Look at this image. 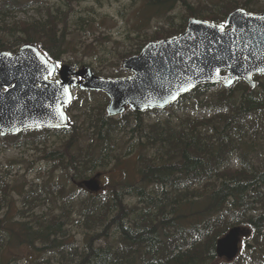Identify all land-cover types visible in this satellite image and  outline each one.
<instances>
[{"label": "trees", "instance_id": "1", "mask_svg": "<svg viewBox=\"0 0 264 264\" xmlns=\"http://www.w3.org/2000/svg\"><path fill=\"white\" fill-rule=\"evenodd\" d=\"M35 1L0 0V17L26 11ZM78 1L62 0L53 9L47 8L44 20L0 27V32L4 30L12 38V43L2 45L3 50L16 52L23 44L34 43L49 59L59 61L67 51L69 35L80 29L70 23ZM258 1L194 4L191 0H142L144 19L164 15L174 25L172 11L178 5L184 6L187 14L176 28L157 29L152 39H141L143 33L134 30L137 36L130 34V39L141 41L132 54L138 53L149 40L181 33L190 16L224 23L238 7L264 11V7H257ZM87 19L80 15L77 22L85 26ZM117 75L121 74L111 76ZM255 79L254 90L242 80L232 88L202 85L167 110L128 109L116 117L105 114V96L98 106H84L87 109L81 113V119L73 116L68 129L0 136L1 145L20 147L47 141L52 132L65 134L57 148L43 150L42 158L61 167L74 182L91 178L112 163L121 165L133 156L139 176L109 183L102 192H89L78 210L65 202L58 214L44 213L28 219L34 202L47 196L48 190L54 192L55 187L32 186L13 217L19 220L7 213L0 218V264H53L51 258L44 256L49 252L65 260L61 264H215L219 259L217 241L234 226L251 231L253 238L264 245V164L255 165L242 155V167H230L243 137L255 136L254 132L264 126V77ZM215 86L220 88L212 91ZM94 93L81 92L67 110L79 109L80 101L89 105L85 96ZM179 108L215 112L199 119L187 113L179 116ZM162 112L167 113L165 119H146L150 113ZM9 189V184L0 178V193L6 196ZM7 202L11 209L13 202ZM72 211L78 212L77 223L84 228L82 244L78 246L75 240L71 241ZM15 243L30 245L42 257L35 261L8 258L7 251ZM237 258L220 263H245V254ZM259 263L260 260L251 259L248 264Z\"/></svg>", "mask_w": 264, "mask_h": 264}, {"label": "water", "instance_id": "2", "mask_svg": "<svg viewBox=\"0 0 264 264\" xmlns=\"http://www.w3.org/2000/svg\"><path fill=\"white\" fill-rule=\"evenodd\" d=\"M225 23L227 32L221 34L216 27L220 23L190 17L182 33L151 40L138 54L125 58L122 66L130 73L119 77L96 75L93 68L86 65L77 69L63 64L58 68L35 44L23 45L16 53L3 51L0 53V84L15 87L8 93L0 89V135L68 128L71 122L65 108L73 100V87L105 92L110 98L106 107L108 116L123 114L128 107L140 112L166 109L204 84L230 88L236 81L244 80L254 90L255 76H264V12L237 8ZM190 36L197 39L191 41ZM214 36L221 39L209 46V39ZM188 44L195 46L196 55L187 49ZM177 49L185 52L183 63L171 56ZM161 52L168 56L166 63L159 55ZM6 53L12 55L5 58ZM214 56L220 59L213 60ZM206 62L219 67L220 74L206 67ZM56 74L60 78L52 79ZM44 76L49 78L44 80ZM84 183L90 190L100 189L93 179ZM244 232L241 226H235L221 237L217 241L219 257L234 259Z\"/></svg>", "mask_w": 264, "mask_h": 264}, {"label": "rangeland", "instance_id": "3", "mask_svg": "<svg viewBox=\"0 0 264 264\" xmlns=\"http://www.w3.org/2000/svg\"><path fill=\"white\" fill-rule=\"evenodd\" d=\"M142 0H79L75 4V11L71 14L70 23L73 27H79V30L74 31L69 35V43L66 53L63 57L56 61L58 66L62 64L77 63L81 67L87 65L93 67L96 71L102 72V75L125 74L122 64L123 60L131 56L141 39L151 37L157 29L163 28L170 30L176 28V25L183 21V16L186 15L185 7L178 5L172 14H175L174 25L167 22L164 15H151L144 19ZM194 4H215L221 0H191ZM258 8L264 7V0H259ZM62 4V0H36L26 11H15L8 16L0 17V27H15L20 26L22 22H34L36 20H44L47 18V8ZM80 15L87 17V24L82 26L77 22ZM141 25V26H140ZM141 31V39H130L131 36H137L133 31ZM0 52L3 51V44L12 43V38L6 34L4 30L0 32ZM215 86L212 91L219 89ZM76 95H80L76 90ZM85 99L89 100V105H85L82 101L79 102L80 108L69 113L70 117L78 116L81 119V113L84 112V106H98L105 101V96L102 93L96 92L93 95L87 94ZM179 116L184 114H192L199 119L212 115L214 109L199 108H179ZM93 114V110L91 112ZM167 113H151L147 115L148 121L157 119H165ZM249 134L243 137L240 141L239 151L233 155L230 167L238 169L242 167V155L246 156L253 164H264V126L258 128L256 133ZM65 134H49L47 141L44 140L40 146H56L60 144V139ZM66 136V135H65ZM32 143L16 146H5L0 144V178H3L9 186V192L6 196L0 193V218L3 214L13 220L17 209L23 206L25 197L29 194L32 186L36 184L45 186L46 184L54 187V192L42 195L40 201L34 202V211L27 215L30 219L32 215H42L47 213L58 214L62 212L65 202L74 204L75 209H79V204L88 193L91 192L85 187L83 181L74 182L70 179L68 173L64 172L61 167L50 162L43 153L37 151V144ZM139 177L137 174L136 156L125 159L121 165L112 163L108 168L99 171L92 176L101 189L108 187L109 183L123 181L125 178ZM100 189V192L102 190ZM32 198L35 195H31ZM72 196V197H71ZM13 202V206L7 208ZM37 204V205H36ZM73 227L71 241L75 240V246L82 244L83 226L77 223L78 212L72 211ZM249 246V247H248ZM263 244L260 245V240L253 238L251 231H246L244 239L241 243V254H245V263L248 264L251 259L260 260L259 264H264V249ZM248 254V255H247ZM8 258L21 259L23 261H35L42 257L41 252L27 244L15 243L10 250L7 251ZM45 257L51 258L53 264H61L60 256H54L52 252L44 253ZM238 259V258H237ZM224 259H218L215 264H221Z\"/></svg>", "mask_w": 264, "mask_h": 264}, {"label": "snow or ice", "instance_id": "4", "mask_svg": "<svg viewBox=\"0 0 264 264\" xmlns=\"http://www.w3.org/2000/svg\"><path fill=\"white\" fill-rule=\"evenodd\" d=\"M216 27H217L219 33L226 34L227 29H228V24L227 23H221V24L217 25ZM232 30L235 31L236 29L233 28ZM196 39L197 38L195 36H190L189 37V40H191V41H195ZM205 39H209V38L208 37H205ZM220 39H221V37H215V36L212 37V38H210L209 39V46L212 45V44H214V43H216V42H218ZM186 47H187L188 50L193 51V55H196V53L194 51V47L195 46L193 44H188ZM231 50L232 49H231V46H230L229 51H231ZM11 55H12L11 53L4 54L5 58L10 57ZM159 55L162 58V60H164V62L166 63L167 60H168V56L165 53H163V52L159 53ZM171 56L172 57H175V58H178L179 59V62L180 63H183V58L185 56V52L182 51V50L177 49L173 53H171ZM188 59L191 60L192 59V56H189ZM212 59L213 60H219L220 58L214 56ZM206 67H208L211 70L215 71V73L217 75H219L220 72H221V69L219 67H216L215 65L209 64L207 62H206ZM200 71L203 72L204 69L201 68ZM49 72H51V70H49ZM48 78H49L48 76H44L43 77L44 80H47ZM14 87H15L14 85H9V87H5L3 84H0V89H2V91L4 93H8L10 91V89L11 88H14ZM65 92H67V89H65ZM13 99H15V98H13Z\"/></svg>", "mask_w": 264, "mask_h": 264}, {"label": "bare ground", "instance_id": "5", "mask_svg": "<svg viewBox=\"0 0 264 264\" xmlns=\"http://www.w3.org/2000/svg\"><path fill=\"white\" fill-rule=\"evenodd\" d=\"M70 8V7H69ZM187 17V16H186Z\"/></svg>", "mask_w": 264, "mask_h": 264}]
</instances>
